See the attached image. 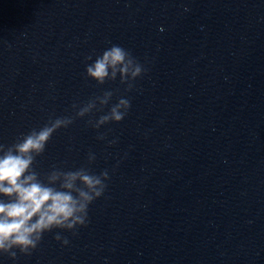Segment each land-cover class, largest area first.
<instances>
[{
  "label": "clouds",
  "instance_id": "9594fccd",
  "mask_svg": "<svg viewBox=\"0 0 264 264\" xmlns=\"http://www.w3.org/2000/svg\"><path fill=\"white\" fill-rule=\"evenodd\" d=\"M147 71L128 49L117 44L85 57L86 79L97 86L118 79L125 93L133 91L135 82ZM118 92L119 89H108L87 101H74L71 114H52L46 123L19 134L10 143L0 142V257L15 262L20 256H31L49 233L67 246L70 241L64 232L76 236L88 226L90 205L104 196L111 178L109 170H92L90 166L97 156L91 150L86 163L74 169L53 165L41 172L38 158L44 155L54 134L76 120L88 117L87 126L97 131L122 122L131 108V98ZM114 96L116 101L112 103ZM96 113L101 114L97 117ZM106 138V133L98 131V140ZM107 143L111 146L117 140Z\"/></svg>",
  "mask_w": 264,
  "mask_h": 264
}]
</instances>
